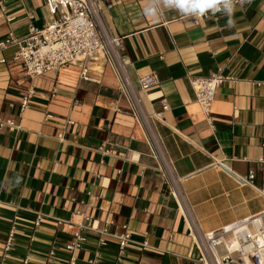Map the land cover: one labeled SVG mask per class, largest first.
Listing matches in <instances>:
<instances>
[{
    "label": "crops",
    "instance_id": "1",
    "mask_svg": "<svg viewBox=\"0 0 264 264\" xmlns=\"http://www.w3.org/2000/svg\"><path fill=\"white\" fill-rule=\"evenodd\" d=\"M143 7L102 0L189 216L168 194L110 67L88 64L91 80L82 78L85 63L31 78L10 46L0 53V116L17 128L0 130V264H199L192 226L208 233L264 212V0L237 6L234 27L221 13L153 20ZM58 16L45 0H0V42ZM218 71L234 81L218 89L207 116L189 79ZM148 75L158 85L141 92ZM126 231L131 242L121 249Z\"/></svg>",
    "mask_w": 264,
    "mask_h": 264
},
{
    "label": "built area",
    "instance_id": "2",
    "mask_svg": "<svg viewBox=\"0 0 264 264\" xmlns=\"http://www.w3.org/2000/svg\"><path fill=\"white\" fill-rule=\"evenodd\" d=\"M45 1L54 11L59 12L58 19L41 29L31 26L29 35L23 40H16L13 34L9 35L7 39L0 42V53L10 46H18L19 51L15 60L22 63L25 73L31 78L49 72L58 73L67 66L85 63L82 78L91 80L88 76L90 69L88 64L95 62L110 67L116 74L120 91L127 97L133 115L144 130L150 148L153 149L152 155L158 162L168 194L175 199L185 215L189 216L185 205V195L179 188V181L174 174L171 175L170 163L161 158L152 140L151 117L143 109L138 90L130 83L127 63L123 55V39L115 36L107 26L103 18L102 0ZM217 14L219 12L184 17H189L197 23L201 19ZM179 16L183 15L179 14ZM5 63V59H0V64ZM226 81H234V79L223 75L221 71L208 77L189 79L190 86L196 95V102L207 116L211 115V107L218 89ZM157 85L156 75L144 76L138 81V89L141 92H146ZM31 97L30 91L22 94V111L28 108ZM168 108L167 104L163 105L165 111ZM208 120L211 124V119L208 118ZM4 128L15 130L17 127L13 120L4 121L0 116V130ZM254 177V173L250 172L248 181L251 182ZM245 182L247 181L242 180V183ZM191 237L200 251L199 264H237L239 260H246L251 264H264V212L240 219L231 225L208 233H202L192 226ZM12 238L13 233L8 237L5 251L10 250ZM229 241L234 242L233 247H230ZM130 242L131 234L126 231L120 236V248L123 249ZM78 246L80 243L75 242L69 245L68 249L74 250ZM24 264L27 262L25 261Z\"/></svg>",
    "mask_w": 264,
    "mask_h": 264
},
{
    "label": "clouds",
    "instance_id": "3",
    "mask_svg": "<svg viewBox=\"0 0 264 264\" xmlns=\"http://www.w3.org/2000/svg\"><path fill=\"white\" fill-rule=\"evenodd\" d=\"M250 0H144L142 12L158 20L165 12L176 11L183 16H203L217 12L225 15L228 27H234L233 19L237 6L242 8Z\"/></svg>",
    "mask_w": 264,
    "mask_h": 264
},
{
    "label": "bare ground",
    "instance_id": "4",
    "mask_svg": "<svg viewBox=\"0 0 264 264\" xmlns=\"http://www.w3.org/2000/svg\"><path fill=\"white\" fill-rule=\"evenodd\" d=\"M152 140L154 141V139L152 138ZM154 144H155V146H156V143H155V141H154ZM157 148V147H156ZM171 175L173 176V174H172V172H171ZM229 244L231 245L230 247H233L234 246V242L233 241H229ZM237 264H251L249 261H244V260H239L238 262H237Z\"/></svg>",
    "mask_w": 264,
    "mask_h": 264
}]
</instances>
